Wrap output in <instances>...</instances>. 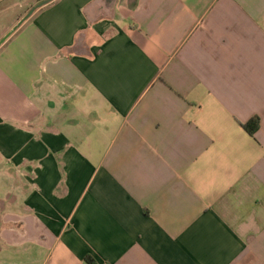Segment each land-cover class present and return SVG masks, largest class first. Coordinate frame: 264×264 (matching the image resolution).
Wrapping results in <instances>:
<instances>
[{
  "label": "crops",
  "instance_id": "obj_1",
  "mask_svg": "<svg viewBox=\"0 0 264 264\" xmlns=\"http://www.w3.org/2000/svg\"><path fill=\"white\" fill-rule=\"evenodd\" d=\"M87 256L264 264V0H51L0 45V264Z\"/></svg>",
  "mask_w": 264,
  "mask_h": 264
},
{
  "label": "rangeland",
  "instance_id": "obj_2",
  "mask_svg": "<svg viewBox=\"0 0 264 264\" xmlns=\"http://www.w3.org/2000/svg\"><path fill=\"white\" fill-rule=\"evenodd\" d=\"M40 1L42 0H0V31L9 27L20 15Z\"/></svg>",
  "mask_w": 264,
  "mask_h": 264
},
{
  "label": "water",
  "instance_id": "obj_3",
  "mask_svg": "<svg viewBox=\"0 0 264 264\" xmlns=\"http://www.w3.org/2000/svg\"><path fill=\"white\" fill-rule=\"evenodd\" d=\"M51 0H42L35 5H33L19 20L16 24H14L1 38L0 45L18 28L19 25L22 24L24 20H26L38 7L50 2Z\"/></svg>",
  "mask_w": 264,
  "mask_h": 264
},
{
  "label": "trees",
  "instance_id": "obj_4",
  "mask_svg": "<svg viewBox=\"0 0 264 264\" xmlns=\"http://www.w3.org/2000/svg\"><path fill=\"white\" fill-rule=\"evenodd\" d=\"M242 125L249 133L253 134L259 127V118L253 117L246 123H243ZM86 262L87 264H96L95 259L91 256L86 257Z\"/></svg>",
  "mask_w": 264,
  "mask_h": 264
}]
</instances>
